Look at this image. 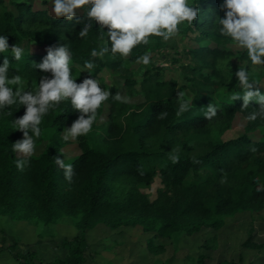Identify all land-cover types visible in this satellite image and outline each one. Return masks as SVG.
Masks as SVG:
<instances>
[{"label":"trees","instance_id":"1","mask_svg":"<svg viewBox=\"0 0 264 264\" xmlns=\"http://www.w3.org/2000/svg\"><path fill=\"white\" fill-rule=\"evenodd\" d=\"M222 2L195 0L191 4L200 6V16L192 26L187 22L179 26L186 36L195 33L199 46L188 51L195 64L189 66L190 70L185 68L193 98L191 110L178 116L177 91L184 92L178 80H164L159 72L152 71L153 62L146 66L142 80H137L141 78V70L136 58L150 53L154 44L161 46L162 38L150 37L148 45L137 46L127 58L113 57L110 52L102 59L92 58L91 50H98L107 40L95 21L87 37L78 36L85 22L86 7L79 9L77 16L69 21L57 19L46 10L34 9V4L27 1H15L14 8L9 9L0 0V35L6 36L9 43V49L0 53V65L7 57L9 78L19 75L25 80L24 91L35 93L41 77H51L50 72L35 67L43 62L47 51H26L20 60L14 59L11 46L23 47L22 40L27 38L43 40L48 47L66 45L71 53L72 77L77 83L91 75L114 96L118 88L106 84L101 77L107 68L118 75V81L125 83L130 93L139 85L146 98L145 102L134 105L110 96L97 110L92 130L78 137L81 153L73 159L65 158L62 149L67 141L61 134L80 115L70 100L51 106L42 117L41 134L33 139L35 144L45 143V148L39 155L30 157L12 152V144L23 138L14 120L25 114L26 106L17 100L9 107L0 108V210L12 219L45 223L68 215L78 219L82 230L100 222L112 229L141 227L151 234L147 246L156 255L166 250L165 240H172L180 233L219 230L228 215L262 211L264 191L256 189L264 187V119H247L258 110L256 101H250L249 107L242 109V98L234 102L229 99L241 89L239 82L223 68V62L230 56L237 57L246 63L249 71L262 65H252L246 50L236 56L224 48L225 43L235 41L218 31V17L225 14L219 7ZM101 33L104 41L100 40ZM89 59L95 64L91 74L84 69V62ZM250 74V80L257 75L253 71ZM184 99L188 100L189 96L185 94ZM209 103L218 106L217 116L212 120L204 117ZM105 108L107 116L101 122ZM161 111L168 114L163 120L157 119ZM237 113L245 117V128L224 139L222 135L231 129ZM175 154L179 155V163L173 164L169 157ZM56 156L74 166L71 183L56 165ZM194 159L199 163H194ZM17 160L25 162L22 171L16 166ZM140 171L145 174L140 175ZM157 180L159 186L150 191ZM215 238L214 235L210 239L217 242ZM59 243L67 254L45 262L34 250L20 248L16 241L5 246L0 240V257L7 252L18 264H87L93 258L84 235L61 238ZM243 245L262 246L253 242L251 236ZM198 262L207 264L203 255Z\"/></svg>","mask_w":264,"mask_h":264},{"label":"clouds","instance_id":"2","mask_svg":"<svg viewBox=\"0 0 264 264\" xmlns=\"http://www.w3.org/2000/svg\"><path fill=\"white\" fill-rule=\"evenodd\" d=\"M85 7L87 8L85 22L78 36L87 37L93 27L92 21H95L106 33L107 43L98 50L93 48L90 55L92 58L101 59L109 52L113 57L119 55L127 58L137 46L148 45L150 37L153 36L168 42L178 36L179 26L182 23L187 22V25L192 26L201 12L200 6L190 4L189 0H53L52 11L57 19L66 18L72 21L78 14L77 10ZM219 7L225 13L223 17H218L219 33L230 37L240 48L245 49L252 65H264V0H223ZM77 23L80 21L78 20ZM105 28L107 31H104ZM100 40H105L103 33L100 35ZM8 49V38L0 35V53ZM11 51L15 60L22 58V47L14 44L11 46ZM46 51L47 55L43 62L35 64V67L43 72H50L51 77L42 76L35 93L24 91V81L19 75L9 78L10 61L7 57L0 65V108L9 107L17 100L21 105L26 106L25 114L14 120L16 129L23 132L24 138L12 144V152L23 154L25 157L34 154L36 145L33 136L37 138L40 136L39 126L42 117L49 112L51 106L70 100L73 109L78 110L80 115L71 127L67 128V133L63 137L64 140L69 138L75 140L92 130L97 118V110L110 96L116 101L129 103V99L119 91L113 96L108 89L101 88L99 81L91 75L77 83L72 77L71 53L66 45L50 46ZM136 62L149 65L150 53L145 52L137 57ZM94 67L93 59L84 62V69L89 74ZM234 75L241 90L233 93L229 99L234 102L242 98V109H247L250 101H256L259 108L251 112L247 119L249 121L264 119V94L259 87H256L261 84L250 80L247 65H239ZM184 96L183 91H177L180 101L178 116L191 110L193 98L185 100ZM217 113L218 106L209 103L204 117L212 120ZM167 115L166 111H161L157 119L163 120ZM30 130L32 135H29ZM251 151L254 152L256 149L253 147ZM169 159L173 164L179 163L178 154L170 155ZM193 162L199 163L195 159ZM55 163L63 170L65 179L71 183L75 175L74 166L65 164L60 156L55 157ZM16 166L22 171L25 162L17 160ZM144 174L140 171V175ZM256 190L264 191V187H258Z\"/></svg>","mask_w":264,"mask_h":264},{"label":"rangeland","instance_id":"3","mask_svg":"<svg viewBox=\"0 0 264 264\" xmlns=\"http://www.w3.org/2000/svg\"><path fill=\"white\" fill-rule=\"evenodd\" d=\"M22 0H4L5 6L9 9L14 8L13 3ZM34 4V9L46 10L51 16L53 0H23ZM195 0H189L193 3ZM78 13L80 10H77ZM195 33L186 36L185 33L179 34L177 37L164 42L159 47L154 44L150 49L151 69L153 72H159L164 80L172 78L178 80L180 87L189 98L192 94L188 84L190 81L186 79L185 68L190 70L193 65L192 55L188 51L199 46ZM23 52L43 53L48 45L43 41H33L24 38L22 40ZM226 50L233 52L239 56L245 49L240 48L236 43L227 42L224 45ZM239 65H246L241 59L230 56L228 60L223 62V68L230 74L235 81H238L234 75ZM142 80L144 70L147 68L139 63ZM248 68V67H247ZM205 73L207 69L203 70ZM253 73H257L254 79L259 84L264 85V65L258 66ZM249 76H251L250 72ZM190 73H192L190 71ZM101 77L106 84L111 87L118 88L119 92L129 99L134 105L145 102L144 94L137 90L130 93L125 83L118 81V75L112 74L110 70L105 68L101 73ZM23 89L26 88V81L23 80ZM257 85L262 94H264V86ZM227 96V95H223ZM107 108L101 122L106 119ZM246 119L241 113H237L231 129L226 130L222 135L224 139L229 138L235 132L242 131L246 125ZM71 127V126H70ZM61 130L62 136L67 133V128ZM258 136H260L258 134ZM24 138V137H23ZM22 138V139H23ZM62 151L65 158L73 159L81 153L79 146V138L75 140L69 138ZM34 156L39 155L45 148V143L35 144ZM20 154V153H19ZM24 156L23 154H20ZM32 155V156H33ZM159 186L158 180L152 184L150 191H155ZM78 219L64 215L58 220L45 223L40 220L30 221L25 218L12 219L10 215L0 210V240L3 245H8L14 241L18 242L20 248L25 251L34 250L38 258L49 262L56 257H64L67 250L60 247L59 239L76 238L84 235L87 238L90 250L93 252V258L88 259L87 264H200L198 262L201 255L205 256L207 264H264V209L259 212H239L234 215H228L224 218V225L219 229H204L195 233H180L172 238L165 240L166 250L161 254H153L149 251L147 243L151 234H147L141 227H122L120 229H112L104 223H98L96 226L87 230H82L77 224ZM215 235L217 242L211 241V237ZM251 236L252 241L261 244L260 248L246 247L243 243ZM1 264H18V262L7 252L0 257Z\"/></svg>","mask_w":264,"mask_h":264}]
</instances>
